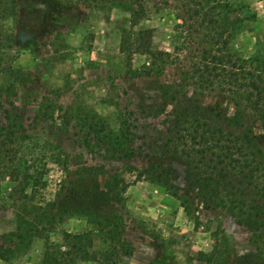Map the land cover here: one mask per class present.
Segmentation results:
<instances>
[{"label": "rangeland", "instance_id": "374dc122", "mask_svg": "<svg viewBox=\"0 0 264 264\" xmlns=\"http://www.w3.org/2000/svg\"><path fill=\"white\" fill-rule=\"evenodd\" d=\"M184 1L147 0L146 18L131 25L129 13L111 3L0 0V126L21 124L15 166L35 172L37 156L48 158L57 145L71 156L67 171L47 161V185L30 201L22 199L18 182L0 175V247L15 251L11 261L0 259V264H39L47 241L62 247L65 231L93 232L96 246L117 251L118 264H205L201 253L215 247L224 250L225 261L252 250L244 226L187 192L184 166L173 164L174 182L193 201L190 211L160 187L138 179L137 173H122V164L107 162L79 145L78 114L95 110L117 127L120 112L137 111L142 100L157 101L162 84L180 81L190 96L216 113L243 117L264 147V120L227 92L193 85L191 65L198 46L187 43V33L179 28L177 16L183 13ZM227 1L236 17H242L245 4L257 14L256 21L243 23L236 47L244 56L264 55V0ZM125 31L136 46L172 53L173 64L160 74L145 75L148 58L135 54L129 64L120 50ZM196 37L199 42L201 33ZM51 101L59 108H53V118H44V106ZM137 125L147 142L157 136L151 121L139 118ZM100 165L107 171L97 169ZM114 176L127 184L119 197L108 184ZM95 189L107 194L105 200H82ZM48 221L55 230L48 238H33L27 248L22 239L5 237L19 228L26 235L28 228Z\"/></svg>", "mask_w": 264, "mask_h": 264}, {"label": "trees", "instance_id": "16d2710c", "mask_svg": "<svg viewBox=\"0 0 264 264\" xmlns=\"http://www.w3.org/2000/svg\"><path fill=\"white\" fill-rule=\"evenodd\" d=\"M82 1L95 5L111 3L129 13L131 25L146 18L148 12L147 0ZM182 7L183 13L177 16L179 28L187 33V43L198 46L191 65L193 85L200 90L227 92L237 104L244 105L253 115L264 120V55L252 53L244 56L236 47L243 23L256 21V12L245 4L241 9L242 17H236L227 0H185ZM197 33L202 35L199 42ZM10 37L13 41L12 35ZM120 50L127 55L129 64L135 54L146 56L148 64L143 73L147 76L162 73L167 64L174 62L172 53L165 50L149 45L136 46L128 32L122 37ZM21 81L25 79L21 78ZM54 107L59 108L54 101L44 106V118H53ZM77 118L81 132L79 145L89 154L122 164V173H137L138 179L144 178L160 187L190 211L193 201L181 193L174 182L176 171L173 164L178 163L185 168L188 193H195L208 206L226 211L247 229L252 247L249 253L234 254L232 259L225 261L224 250L215 247L211 252L201 253L202 262L264 264V147L243 117L216 113L195 96H190L183 82L173 81L160 86L157 101L142 100L137 111L120 112L117 127H112L104 116L91 109L83 115L78 114ZM139 118L152 123L157 136L150 142L138 130ZM19 126L21 124L16 122L0 126V175L18 182L22 199L30 201L47 185L44 179L47 161L67 171L71 156L57 145L48 158L37 156L35 172L19 170L15 166ZM146 158L157 161L145 162ZM96 167L104 170L102 173L107 171L104 165ZM108 184L116 197L122 196L127 189V184L115 176ZM28 188L30 193L26 192ZM90 195L85 193L82 200H105L107 194L96 190ZM54 227L48 221L28 228L26 235L20 233L19 228L5 237L22 239L21 243L27 248L33 238H48ZM113 237L114 233L112 240ZM112 247L96 246L93 232L65 231L62 247L47 241L39 264H77L79 261L118 264L117 251ZM14 256V249L0 247L1 260L9 262Z\"/></svg>", "mask_w": 264, "mask_h": 264}]
</instances>
